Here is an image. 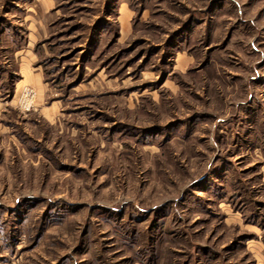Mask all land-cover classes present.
I'll list each match as a JSON object with an SVG mask.
<instances>
[{"label":"rangeland","instance_id":"374dc122","mask_svg":"<svg viewBox=\"0 0 264 264\" xmlns=\"http://www.w3.org/2000/svg\"><path fill=\"white\" fill-rule=\"evenodd\" d=\"M0 264H264V0H0Z\"/></svg>","mask_w":264,"mask_h":264}]
</instances>
